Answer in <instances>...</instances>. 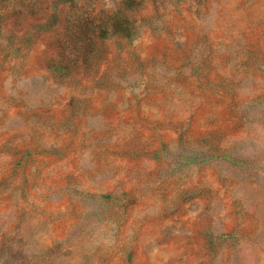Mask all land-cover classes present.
<instances>
[{
	"label": "rangeland",
	"instance_id": "obj_1",
	"mask_svg": "<svg viewBox=\"0 0 264 264\" xmlns=\"http://www.w3.org/2000/svg\"><path fill=\"white\" fill-rule=\"evenodd\" d=\"M122 1L0 0V264H264V0Z\"/></svg>",
	"mask_w": 264,
	"mask_h": 264
},
{
	"label": "trees",
	"instance_id": "obj_2",
	"mask_svg": "<svg viewBox=\"0 0 264 264\" xmlns=\"http://www.w3.org/2000/svg\"><path fill=\"white\" fill-rule=\"evenodd\" d=\"M60 2L62 0H55ZM145 1L157 0H123L121 9L125 11H137L143 6ZM201 2L203 0H193ZM140 27L135 24V21L126 15L123 11L113 12L106 16L102 22L97 26V30L93 33L102 40L109 38H118L122 40H131L139 34ZM87 56L88 51L82 52Z\"/></svg>",
	"mask_w": 264,
	"mask_h": 264
}]
</instances>
